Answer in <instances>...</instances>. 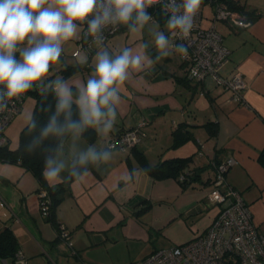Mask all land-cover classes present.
Segmentation results:
<instances>
[{"label":"crops","instance_id":"crops-1","mask_svg":"<svg viewBox=\"0 0 264 264\" xmlns=\"http://www.w3.org/2000/svg\"><path fill=\"white\" fill-rule=\"evenodd\" d=\"M239 2L253 13H238V23L218 24L212 22L211 14L204 18L199 10L208 22L204 27L214 24L230 49L220 74H242L246 104L233 101L231 92L221 87L203 92L201 84L186 81L179 53L170 47L167 57L131 71L121 86L112 130L97 132L91 142L81 137L76 143L81 150L89 145L106 148L124 128L143 122L141 140L126 151L111 149L109 161L92 164L83 179H73L60 191L62 198L51 216L42 215L37 196L49 187L45 177L42 184L21 165L0 160V231L7 227L13 232L27 264H130L159 248L190 240L203 233L218 212L219 206L207 200L214 175L212 162L230 156L235 163L226 180L239 191L257 230L264 234V166L258 161L264 148V0ZM201 5L213 11L210 3ZM163 24L166 21L150 22L138 33L121 26L105 46L113 53L130 47L154 60L153 34L164 31L169 40L172 36ZM144 43L149 45L146 50L141 47ZM77 47L78 39L65 42L63 59L67 65L80 64L64 78L78 86L93 71L98 45L91 53L72 56ZM208 121L216 123L213 134L205 127ZM177 130L184 136L178 142ZM71 143V139L66 143V156ZM186 156L192 158L189 169L198 173L197 180L186 187L173 177H152L139 159L154 165ZM62 176L67 177V172ZM59 224L69 232L71 245L59 238ZM12 263L13 256L0 257V264Z\"/></svg>","mask_w":264,"mask_h":264},{"label":"clouds","instance_id":"clouds-1","mask_svg":"<svg viewBox=\"0 0 264 264\" xmlns=\"http://www.w3.org/2000/svg\"><path fill=\"white\" fill-rule=\"evenodd\" d=\"M156 2L162 4L168 17V33L187 39L203 0ZM152 6L153 0H0V112L36 84L43 89L45 98L54 94L55 108L46 109L51 111L46 123L41 125L34 114L28 118L30 139L24 147L29 155L38 151L44 155L43 175L50 187L65 179H83L89 164L112 158L110 147L89 145L81 150L76 141L89 129L102 134L112 130L121 102V86L132 70L141 71L167 57L170 47L187 53L183 44L170 45L164 31L153 34L157 50L154 60L146 52H135L130 47L113 53L105 46L106 29L115 32L123 26L129 33H138L154 22L148 12ZM81 32L98 45L87 81L77 86L57 78L45 85L50 66L60 61L64 43L78 39ZM141 47L146 50L149 45ZM69 139L72 143L66 156ZM65 172L67 177L62 176Z\"/></svg>","mask_w":264,"mask_h":264},{"label":"built area","instance_id":"built-area-1","mask_svg":"<svg viewBox=\"0 0 264 264\" xmlns=\"http://www.w3.org/2000/svg\"><path fill=\"white\" fill-rule=\"evenodd\" d=\"M179 2V0H178ZM148 12L156 21V13L163 11L161 3L153 0V6ZM238 13L230 10L223 2L213 4L212 22L226 21L238 23ZM168 18V17H167ZM203 14L199 10L192 31L187 39L176 35L171 36L170 45L183 44L187 53L178 51L185 77L201 84L202 91L217 86L231 92V99L240 104H246L244 90L246 83L239 71L229 77L220 74V70L229 60L230 49L223 43L221 34L212 24L209 27L202 25ZM86 28L87 25H84ZM117 31L106 29L104 35L107 42ZM92 37L85 38L83 32L78 38V47L72 56L81 52L91 53L96 43ZM173 48V47H172ZM175 49V48H174ZM26 93L9 102L6 111L0 112V146L7 142L5 129L9 122L20 111ZM141 122L135 127L124 128L115 138L107 143L110 149L126 151L135 146L142 138ZM235 163L230 156L220 161H213L214 175L211 188L207 193L209 203L217 204L218 212L206 230L183 243L163 247L150 255L130 264H264V234H261L252 221L251 211L238 190L228 184L226 173ZM187 169L180 174L184 179ZM41 213L49 215L50 199L47 192L41 189L37 192ZM59 238L71 245L70 235L63 224L58 226ZM12 264H27L26 258L20 249L13 255Z\"/></svg>","mask_w":264,"mask_h":264},{"label":"trees","instance_id":"trees-1","mask_svg":"<svg viewBox=\"0 0 264 264\" xmlns=\"http://www.w3.org/2000/svg\"><path fill=\"white\" fill-rule=\"evenodd\" d=\"M215 2H223L230 10H233L239 14H245L246 16H249L253 13V11H247L245 9V6L241 4L239 0H203L202 3H210L211 5H213ZM166 20L167 17L164 16L161 12L156 13V22L162 24ZM251 20H253V17L252 19H250V21ZM53 64H56L58 67L55 69V72L51 76L45 79V85L54 81L53 77L56 74L60 75L58 78L64 79L80 66V64H64L63 53L60 61ZM53 64L50 66V69L53 67ZM185 80L190 81L186 77ZM42 92L43 89L39 84L34 85L32 89L26 92V94H30L33 97V107L31 115L34 114L41 125L47 122L48 116L51 114V111H54L56 102L54 94L49 93L45 98ZM49 108L51 109V111H46V109ZM76 111V106L73 105L74 114L76 113ZM26 125L27 123L22 127L20 131L19 144L16 147H9V144L7 142L4 145L0 146V160L3 162L17 163L21 165L25 170L30 171L37 178V180H39V182L43 184L44 155L39 151L33 155H29L24 151V147L30 139ZM205 127L207 128L209 133L213 134L215 133L217 126L216 123L208 121L205 123ZM96 136L97 131L93 129H89L83 135V137L89 142L93 141ZM183 137V133L179 132L178 130L175 131V138L177 142L180 141ZM47 143L51 144V141ZM139 159L141 167L149 175L156 179L173 177L177 179L183 187H186L193 181L197 180V169H189L188 167L189 162L192 159L190 156L164 159L154 165L149 164L141 157ZM258 161L262 166H264V148H262L259 152ZM91 165L92 164H89L88 167ZM186 169L188 171V174L185 175L184 179L180 180V174L183 173ZM72 180L73 179H66L65 181L59 182L54 188L50 186L47 187L46 192L47 196L50 199L48 216H51V213L54 211L55 207L58 205L62 198V195H60V191L65 190ZM17 249L18 247L16 237L9 228L5 227L0 231V257L13 256Z\"/></svg>","mask_w":264,"mask_h":264},{"label":"rangeland","instance_id":"rangeland-1","mask_svg":"<svg viewBox=\"0 0 264 264\" xmlns=\"http://www.w3.org/2000/svg\"><path fill=\"white\" fill-rule=\"evenodd\" d=\"M200 10L203 11L204 18L207 17L205 14H211L213 16V11L211 10L209 5H200ZM216 23L219 24V21L217 20ZM164 25V24H163ZM202 25L207 26L208 22L207 20H202ZM165 28V31L167 30L166 24L163 26ZM171 48H169V53H171ZM17 59H19V53H16ZM58 66L56 64H53V67L50 69L47 77L51 76L55 69ZM46 77V78H47ZM45 78V79H46ZM33 106V97L30 94H26V97L23 100L22 107L20 111L15 115V117L9 122L5 129V135L7 137V143L9 144V147L14 148L19 144L20 139V131L22 127L27 123L28 118L31 115V110Z\"/></svg>","mask_w":264,"mask_h":264}]
</instances>
